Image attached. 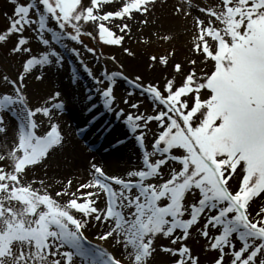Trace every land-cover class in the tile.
<instances>
[{"label":"snow or ice","instance_id":"snow-or-ice-1","mask_svg":"<svg viewBox=\"0 0 264 264\" xmlns=\"http://www.w3.org/2000/svg\"><path fill=\"white\" fill-rule=\"evenodd\" d=\"M8 3L0 48L20 68L0 73V264H157L159 255L201 264L193 238L209 264H264V0H178L172 11L191 18V46L183 61L148 56L160 71L152 78L122 63L94 72L84 55L118 63L87 38L134 57L123 42L155 0ZM74 63L70 83L82 71L94 85L80 101L87 124L101 117L99 102L127 129L108 149L131 137L137 163L113 171L92 156L82 174L46 183L67 102L57 90L33 104L27 79ZM118 80L128 85L119 97Z\"/></svg>","mask_w":264,"mask_h":264},{"label":"rangeland","instance_id":"rangeland-1","mask_svg":"<svg viewBox=\"0 0 264 264\" xmlns=\"http://www.w3.org/2000/svg\"><path fill=\"white\" fill-rule=\"evenodd\" d=\"M163 1L166 0H155V6H160ZM175 2H178V0H175ZM153 10L154 11L146 17L148 23L139 24L138 22H136L132 29L131 38L126 37L123 42V47L129 48L135 53L134 57H129L124 54L121 48L119 47L100 46L97 42L89 41L87 38H85V42L90 43V46L95 45L100 48L106 56L115 55L118 59V63H114L111 61H94L90 54L85 53V63H88L89 66L94 70V72H96L102 65L106 66L109 70L112 71L119 70V63H122L124 65L123 70L126 74H131L133 76L139 74L148 78H152L154 76L159 75L160 71L159 67H157L156 70L149 69L147 67V64L149 63V61L147 60L148 56H160L167 55L168 53H173V55L170 57V60L183 61L188 54L189 47L191 46V32L178 31L159 21L160 13L162 12V14H167L165 12H168L169 10H171V8L158 9L154 7ZM5 12H8L9 14L11 13V5L8 3V0H0V29L6 27L8 23L4 16ZM164 36H169L170 38L165 40L163 39ZM19 68V58H13L9 56L5 48H0V73L12 75L17 73ZM74 68H76L75 63L71 65L70 70ZM45 71V78L42 81H36L32 77H29L27 79L28 93L33 104L42 102L44 99L47 98L50 93L56 91L57 86L53 83L54 81H62V83L66 85L68 90H72L71 92L73 93L76 92L71 88L70 78L67 77L66 74H64L63 69L59 71L55 69H46ZM47 74H50V77L52 79L49 78ZM80 83L84 88L94 87L91 79H89L85 74H83L82 71L80 74ZM117 84L128 87V85H126L122 80H118ZM84 90L82 91L78 89L77 92L84 93ZM99 112L102 114L104 113L103 111ZM74 115L75 113L72 108L66 106L65 110L63 111V114L59 117V120L63 124L71 128L72 134L79 141V144L82 147L92 152H95L98 156L104 158L105 162L111 166V169L113 171H116V166L117 164L119 165V161L114 158V156H112L113 154H111L110 150L108 149L109 143L112 142L110 141L111 139H108V141L105 140L103 142V145L106 144V146L104 145L102 148H100V143L103 141V138L105 139L109 130L106 131V135L105 131H103L102 133L100 132L101 134H99V131H94L91 127H89V125H91L87 124L89 120L87 122H82V125H77L75 124ZM101 118L102 115L100 119ZM106 122H108V120H106L104 123ZM77 129H83V132H78ZM127 144H129V149L131 148L137 154L136 145L131 137L129 138V143ZM49 171L50 170L48 169V175ZM38 174L42 175V172ZM46 178L47 177H45V179ZM87 234L91 238L95 235V232L94 230L90 229ZM188 243L193 248L194 253L200 257L201 264H209L211 254L202 250V241L193 238L189 240ZM112 246L113 247H110L109 250L114 251L117 255H119V249H117L115 245ZM105 247H109V245L105 244ZM156 259L157 264H168V260L165 255H159Z\"/></svg>","mask_w":264,"mask_h":264},{"label":"bare ground","instance_id":"bare-ground-1","mask_svg":"<svg viewBox=\"0 0 264 264\" xmlns=\"http://www.w3.org/2000/svg\"><path fill=\"white\" fill-rule=\"evenodd\" d=\"M176 3L177 2H175V0H166L163 1L160 4V6L158 5L155 6L158 9L171 8V10L169 11L167 10L168 12H165L167 14H162V12L160 13L159 21L163 22V24L170 26L178 31L191 32V28H192L191 18L186 19L182 16H176L173 14L172 8L173 5ZM139 19H141V17H138L137 22L139 21ZM63 70H64V74H66L67 77L70 78L72 70H70V68L67 66ZM45 72L46 71L44 70L43 74ZM47 75L49 76V78H51L50 74ZM53 83L57 86L56 91L60 90L62 92L61 99L67 102L66 106L72 108V110L74 111L75 124L82 125L83 124L82 122H87L88 120L91 119L90 115L83 110L84 104L80 102L83 100L84 93L77 92L78 89L82 91L85 89L84 87H82L80 82L78 85L75 86L73 84L70 85L71 88L76 91L74 93L71 92L72 90H68V88L64 83H62V81H54ZM127 88H128L127 86H121L117 84L115 88L116 95L119 97L120 95L124 94ZM97 103H98L97 111L104 112V109L99 104V102ZM120 107H124V105L121 104ZM147 107L148 105L145 102V108ZM106 120H108V122H111V125L113 124L112 125L113 127L112 126L110 127L108 134L105 131L106 132L105 135L106 134L107 135L105 139L104 138L102 139L103 141L100 143L101 146L100 148H102L104 145L106 146V144L103 145V142L105 140L108 141V139H111L110 141L114 142L115 139L122 138L124 133L127 131L124 128L122 122L117 121L116 119H114V117L111 114L105 112L102 114L101 119L99 118L96 122L89 125V127H91L94 131H99V134H101L104 131L101 129V125L105 124L104 122ZM12 122L13 121L11 120V118H9V124H12ZM59 122L63 128L66 137L65 144L62 149H60L57 153L53 155V158L49 162L50 167L48 169L50 171H49V175L45 179L46 183H54L56 180H59L62 177L71 178L77 173L82 174L86 167V160H90L92 156H95L97 161L105 162L104 158L98 156L95 152H92L82 147L79 144V141L72 134L71 128L63 124L60 120ZM9 134L11 135V129L9 130ZM127 143H129V140ZM126 144L123 147H121L119 152L117 153L110 152L111 154H113L112 156H114V158H116L119 161V165L117 164L116 166L117 170L124 169L125 167H129V166H133L134 164L137 163L136 161L137 154L131 148L129 149V144L127 145ZM112 245L111 247H113Z\"/></svg>","mask_w":264,"mask_h":264}]
</instances>
